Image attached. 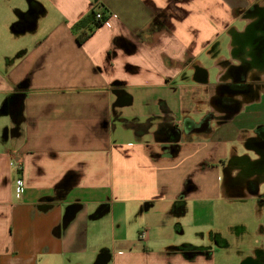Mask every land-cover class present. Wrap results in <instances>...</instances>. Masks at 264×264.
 Here are the masks:
<instances>
[{"label":"crops","instance_id":"0c3cea01","mask_svg":"<svg viewBox=\"0 0 264 264\" xmlns=\"http://www.w3.org/2000/svg\"><path fill=\"white\" fill-rule=\"evenodd\" d=\"M26 1L2 24L0 264H211L220 234H175L204 212L191 203L263 200L264 168L251 190L230 178L261 154L264 65L234 51L254 19L241 8L264 0ZM244 62L256 92L226 110L214 98Z\"/></svg>","mask_w":264,"mask_h":264},{"label":"rangeland","instance_id":"374dc122","mask_svg":"<svg viewBox=\"0 0 264 264\" xmlns=\"http://www.w3.org/2000/svg\"><path fill=\"white\" fill-rule=\"evenodd\" d=\"M26 3V0H0V51L3 43L6 41L4 29L2 27L3 21H7V11L12 8L16 2ZM24 3V4H25ZM8 26V25H7ZM227 43L230 41L228 39ZM220 53L228 54L227 44L221 45ZM205 64L212 63V60L203 59ZM211 78L214 77V70H210ZM191 77V76H190ZM256 77V76H255ZM264 100V94H263ZM2 101H0V106ZM6 116L0 114V148L8 149L5 137V118ZM256 123L264 122V113L256 116ZM244 142L238 148V152L244 148ZM254 152V151H253ZM255 153V152H254ZM259 195L264 196V180L259 184ZM190 209L201 208L204 212L201 215L191 217V220L184 221V232L182 234H175L177 239H189L196 231H201L205 237L201 243H211L210 237L220 234L221 238L228 244L225 248H217L209 260L213 264H239L246 256L253 252L254 248L262 241L261 229L264 227V197L260 201L257 195L241 196L239 199L221 197L208 201L202 206L197 204H189ZM194 208V209H193ZM190 223L202 224L194 231ZM146 228H143L144 230ZM141 230V231H142ZM193 231V232H192ZM200 241V239H199ZM214 242V241H213ZM212 244V243H211ZM215 249V247H213ZM211 263V264H212Z\"/></svg>","mask_w":264,"mask_h":264},{"label":"flooded vegetation","instance_id":"af4514ba","mask_svg":"<svg viewBox=\"0 0 264 264\" xmlns=\"http://www.w3.org/2000/svg\"><path fill=\"white\" fill-rule=\"evenodd\" d=\"M253 16L254 19L247 25V30L242 33L239 39L241 46L234 52L238 56H248L251 58L248 64L264 65V6H259L256 2L248 3L247 6L241 8L240 19L245 21L248 17ZM247 43L249 48L243 49V44ZM246 62L242 63L239 67L230 66L228 73L231 75V81L221 82L219 93L214 98V101L226 110L235 108L238 105L236 96L248 91H255L257 85L246 83L244 77L240 76L243 66ZM240 72V73H239ZM260 139H253L250 145L256 147L261 153L260 157L254 162L245 160L243 165L238 170L237 175L230 178L231 183L247 187L249 190L254 188L256 183V176L253 170H260L264 168V133L260 134ZM226 178L225 183H228ZM264 234V228H263ZM264 244V236L263 242ZM239 264H264V247L256 248L250 255L246 256Z\"/></svg>","mask_w":264,"mask_h":264},{"label":"built area","instance_id":"2783aa9c","mask_svg":"<svg viewBox=\"0 0 264 264\" xmlns=\"http://www.w3.org/2000/svg\"><path fill=\"white\" fill-rule=\"evenodd\" d=\"M94 19L96 21H103V16L100 12H95L94 13ZM9 164L11 166H13L15 168V170L17 172H21L22 170V162L19 158H16V159H12L9 161ZM22 189H23V181L21 178H18L17 181H16V191L17 192H22ZM147 234V229H144L142 230L140 233H139V237H144L145 235Z\"/></svg>","mask_w":264,"mask_h":264},{"label":"trees","instance_id":"16d2710c","mask_svg":"<svg viewBox=\"0 0 264 264\" xmlns=\"http://www.w3.org/2000/svg\"><path fill=\"white\" fill-rule=\"evenodd\" d=\"M87 23H89V28H90L91 27L90 25H92V26H99L101 24V21H96L94 19V12L92 11L90 13V15H89V18L83 24H87Z\"/></svg>","mask_w":264,"mask_h":264},{"label":"water","instance_id":"95a60500","mask_svg":"<svg viewBox=\"0 0 264 264\" xmlns=\"http://www.w3.org/2000/svg\"><path fill=\"white\" fill-rule=\"evenodd\" d=\"M20 96H21V94H20ZM21 99V97L19 98V100Z\"/></svg>","mask_w":264,"mask_h":264}]
</instances>
